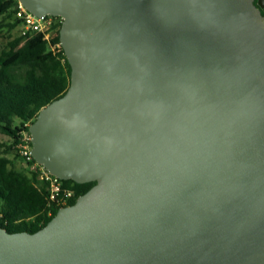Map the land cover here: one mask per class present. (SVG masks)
<instances>
[{
  "label": "water",
  "instance_id": "95a60500",
  "mask_svg": "<svg viewBox=\"0 0 264 264\" xmlns=\"http://www.w3.org/2000/svg\"><path fill=\"white\" fill-rule=\"evenodd\" d=\"M60 17L71 85L34 160L96 182L0 264H264V16L255 0H20Z\"/></svg>",
  "mask_w": 264,
  "mask_h": 264
},
{
  "label": "trees",
  "instance_id": "16d2710c",
  "mask_svg": "<svg viewBox=\"0 0 264 264\" xmlns=\"http://www.w3.org/2000/svg\"><path fill=\"white\" fill-rule=\"evenodd\" d=\"M18 0H0V17L12 12L13 21L2 29L14 31L21 21L16 18ZM50 42L45 33L11 38L0 53V132L10 138V144L0 141V228L9 233L34 234L43 229L61 209L49 200L44 184L27 172L16 169L9 158L39 112L62 98L71 85V66L61 46V18L58 17ZM52 46L56 50H52ZM19 120L20 125L15 122ZM17 154V153H16ZM18 156V155H17ZM74 192L65 207L72 206L96 182L78 184L63 181Z\"/></svg>",
  "mask_w": 264,
  "mask_h": 264
},
{
  "label": "built area",
  "instance_id": "2783aa9c",
  "mask_svg": "<svg viewBox=\"0 0 264 264\" xmlns=\"http://www.w3.org/2000/svg\"><path fill=\"white\" fill-rule=\"evenodd\" d=\"M16 18L21 23V35L28 36L34 33H45V40L50 42L54 26L58 22V17L46 16L38 18L25 8L20 0L16 6ZM62 21V19H61ZM52 50H56L52 46ZM32 123L26 126L29 128ZM17 155L23 160L27 173L37 179L40 183L44 184L48 194L49 200L54 204V207L63 208L70 200L74 198V192L66 189L63 180L51 174L45 166L36 162L32 156V137L29 132L23 134L22 139L16 148Z\"/></svg>",
  "mask_w": 264,
  "mask_h": 264
},
{
  "label": "rangeland",
  "instance_id": "374dc122",
  "mask_svg": "<svg viewBox=\"0 0 264 264\" xmlns=\"http://www.w3.org/2000/svg\"><path fill=\"white\" fill-rule=\"evenodd\" d=\"M11 13L12 12H9L8 15H6L5 18L7 20H3V17H0V25L1 24L6 25L9 22L14 20ZM1 29H2V27L0 26V30ZM20 35H21V27L20 26L18 28H16L14 31H12L11 33L6 31V30L0 31V53L2 52L3 49H5L7 47V44L11 40V38H15V37H18ZM15 124L20 125V121L17 120L15 122ZM0 141L2 143H5V144H10V142H11L10 138L7 137L6 135H3L1 132H0ZM8 156L12 160L13 166L16 169L27 172L23 160L19 156H17L16 152L13 151Z\"/></svg>",
  "mask_w": 264,
  "mask_h": 264
},
{
  "label": "flooded vegetation",
  "instance_id": "af4514ba",
  "mask_svg": "<svg viewBox=\"0 0 264 264\" xmlns=\"http://www.w3.org/2000/svg\"><path fill=\"white\" fill-rule=\"evenodd\" d=\"M255 4L261 10L264 16V0H255Z\"/></svg>",
  "mask_w": 264,
  "mask_h": 264
}]
</instances>
